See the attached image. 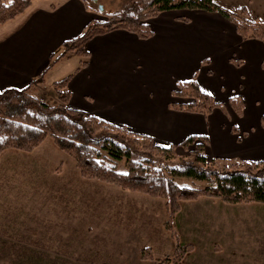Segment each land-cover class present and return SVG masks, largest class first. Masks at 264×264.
Listing matches in <instances>:
<instances>
[{
  "label": "crops",
  "instance_id": "obj_1",
  "mask_svg": "<svg viewBox=\"0 0 264 264\" xmlns=\"http://www.w3.org/2000/svg\"><path fill=\"white\" fill-rule=\"evenodd\" d=\"M215 2L233 11L245 7L252 19L264 20V0ZM98 16L83 0H34L25 12L0 25V90L34 82L38 93L57 81L55 75L71 71L70 105L75 109L149 135L163 146L206 135L209 159L264 160V39H244L219 12L176 9L148 20L150 38L123 29L100 34L86 45L90 56L85 66L80 67L82 57L72 53L49 67L51 55ZM193 77L226 111L217 107L205 115L170 106L187 101L173 91L179 81ZM234 95L243 100L242 115L229 106ZM18 152L5 158L13 159ZM47 213L41 208L18 211L25 227L11 238L16 250L46 249ZM11 214L16 212L0 216L2 235L7 221L1 219ZM27 261L47 264V259Z\"/></svg>",
  "mask_w": 264,
  "mask_h": 264
},
{
  "label": "rangeland",
  "instance_id": "obj_2",
  "mask_svg": "<svg viewBox=\"0 0 264 264\" xmlns=\"http://www.w3.org/2000/svg\"><path fill=\"white\" fill-rule=\"evenodd\" d=\"M129 1L86 0L99 14L97 20ZM69 72L55 75L56 80ZM38 94L57 103L52 83ZM219 108L226 111L224 105ZM192 148L179 147L177 156L192 157ZM20 153L13 159L0 156V216L16 212L1 219L7 222L0 238L11 241L0 240V264L46 259L47 264H264V203L200 196L181 201L168 224L166 199L81 177L51 137L32 154ZM40 208L48 212L46 249L16 250L11 238L25 227L18 211Z\"/></svg>",
  "mask_w": 264,
  "mask_h": 264
},
{
  "label": "trees",
  "instance_id": "obj_3",
  "mask_svg": "<svg viewBox=\"0 0 264 264\" xmlns=\"http://www.w3.org/2000/svg\"><path fill=\"white\" fill-rule=\"evenodd\" d=\"M33 1L0 0V25L25 12ZM184 8L219 12L235 24L244 39H264V20L252 19L245 7L233 11L215 0H130L105 20L90 21L82 33L66 40L61 50L51 55L49 67L72 53L80 55V67L85 66L90 56L86 45L100 34L123 29L142 39L150 38V18ZM43 77L44 73L37 79ZM72 77L70 73L54 82L57 103L42 98L34 82L24 88L0 90V155L9 149L32 152L51 137L54 145L74 160L81 177L166 199L171 218L168 224L180 210L181 201L200 196L233 204L264 203V160L209 159L205 154L206 135H190L179 143L163 146L149 135L75 109L70 105ZM173 95L187 99L170 103L178 110L208 115L215 107H223L195 77L179 81ZM230 102L238 114L243 113L240 95L232 96ZM179 147H193V156L179 158ZM181 181L203 186L181 185Z\"/></svg>",
  "mask_w": 264,
  "mask_h": 264
}]
</instances>
